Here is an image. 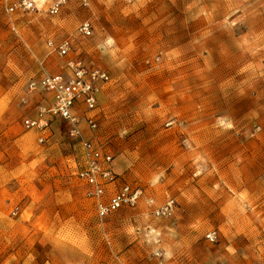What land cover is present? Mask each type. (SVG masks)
Wrapping results in <instances>:
<instances>
[{
  "label": "rangeland",
  "instance_id": "374dc122",
  "mask_svg": "<svg viewBox=\"0 0 264 264\" xmlns=\"http://www.w3.org/2000/svg\"><path fill=\"white\" fill-rule=\"evenodd\" d=\"M63 39L70 56L48 45ZM77 54L110 75L97 132L143 190L103 219L81 139L22 124L50 97L31 81ZM0 264H264V0H70L56 15L0 0Z\"/></svg>",
  "mask_w": 264,
  "mask_h": 264
},
{
  "label": "built area",
  "instance_id": "2783aa9c",
  "mask_svg": "<svg viewBox=\"0 0 264 264\" xmlns=\"http://www.w3.org/2000/svg\"><path fill=\"white\" fill-rule=\"evenodd\" d=\"M70 0H5L6 11L11 15L17 12H35L44 10L56 15L65 3ZM82 6L88 7L92 0H76ZM78 30L83 35L91 34V25L84 21ZM49 47L59 56L66 57L72 49V42L63 39L57 43L48 42ZM66 72L44 74L38 80L30 83L31 90H41L50 94L49 104L38 106L36 117L23 120L28 130L36 129L49 132L51 122L61 118L71 125L70 134L73 138H81V116L76 112L82 108L84 120L89 128L96 131L99 126L98 95L101 84L110 81L109 73L101 68L93 67L82 59L71 58L66 61ZM53 119V120H52ZM45 137H40L44 142ZM80 166L77 176L87 186L86 195L93 200L99 218L107 216L125 207H136L143 190L128 182H121L119 174L114 170V155L109 147L97 137L80 140ZM153 202L152 199L149 200ZM173 201L169 200L164 206L156 208V215H167L172 211ZM215 232L207 234L210 240L215 239Z\"/></svg>",
  "mask_w": 264,
  "mask_h": 264
},
{
  "label": "crops",
  "instance_id": "0c3cea01",
  "mask_svg": "<svg viewBox=\"0 0 264 264\" xmlns=\"http://www.w3.org/2000/svg\"><path fill=\"white\" fill-rule=\"evenodd\" d=\"M93 1V0H92ZM92 1H91V3H92ZM35 12H45L44 10H39V11H35ZM29 13V12H28ZM83 23V22H82ZM81 23V24H82ZM80 24V25H81ZM51 41V40H50ZM52 51V50H51ZM68 56H70V54L68 55ZM70 58V57H69ZM71 58H79V59H82L85 63H87L86 62V60H85V58H84V56H82V55H75L74 57H71ZM68 60V59H67ZM66 60V61H67ZM66 61H65V64L62 66L63 68H64V72H66L67 71V69H66ZM88 64V63H87ZM88 65H91V66H93V67H98V68H101V69H104V68H102L100 65H98V66H96L95 64H93V63H90V64H88ZM105 70V69H104ZM109 83V82H108ZM108 83H102L101 84V91H100V93H99V95H98V101H99V109H98V119H99V124H100V121H101V119H102V117H103V113H102V108H101V101H100V95H101V92H102V90L104 89V87L108 84ZM50 101H51V98L49 97V98H46L45 99V101L43 100V104H45V105H47V104H49L50 103ZM76 112L81 116V124H80V129H81V138H79V139H89V138H92V137H97L99 140H101V138H100V136L98 135V129L96 130V131H93V130H91L90 128H89V126H88V124H87V122L84 120V118H82V116H84V113H83V111H82V108H77L76 109ZM37 114H38V107L35 109V110H33L32 112H30V113H28V114H26L25 116H24V118L22 119V124H23V120L25 119V118H28V117H32V118H34V117H36L37 116ZM53 120V119H52ZM57 122H61V123H63L64 124V126L66 127L65 129H66V132L68 133V135H69V137L71 136V134H70V130H71V125L67 122V121H65V120H63V119H61V118H55L52 122H51V125H50V131L49 132H47V131H45V132H41V131H38V130H36V129H30L31 131H34V134L35 135H37V139L39 140L40 139V137H45L46 139H45V141L47 140V141H52L53 139H55V134H54V130H55V128H54V124L55 123H57ZM54 123V124H53ZM23 126H24V124H23ZM84 127H87V131H85V128ZM25 128V127H24ZM72 137V136H71ZM75 139H78V138H75ZM40 141V140H39ZM44 141V142H45ZM102 141V140H101ZM41 142V141H40ZM114 170H115V168H114Z\"/></svg>",
  "mask_w": 264,
  "mask_h": 264
},
{
  "label": "snow or ice",
  "instance_id": "6c2138e0",
  "mask_svg": "<svg viewBox=\"0 0 264 264\" xmlns=\"http://www.w3.org/2000/svg\"><path fill=\"white\" fill-rule=\"evenodd\" d=\"M108 43H111V41H108Z\"/></svg>",
  "mask_w": 264,
  "mask_h": 264
}]
</instances>
